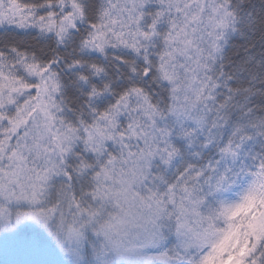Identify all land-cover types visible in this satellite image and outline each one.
<instances>
[{
    "label": "snow or ice",
    "instance_id": "obj_1",
    "mask_svg": "<svg viewBox=\"0 0 264 264\" xmlns=\"http://www.w3.org/2000/svg\"><path fill=\"white\" fill-rule=\"evenodd\" d=\"M0 264H264V0H0Z\"/></svg>",
    "mask_w": 264,
    "mask_h": 264
}]
</instances>
